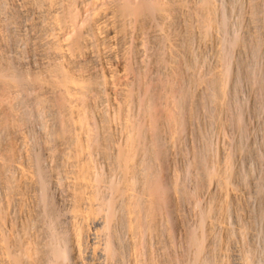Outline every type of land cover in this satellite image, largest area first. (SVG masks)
<instances>
[{"label": "bare ground", "instance_id": "obj_1", "mask_svg": "<svg viewBox=\"0 0 264 264\" xmlns=\"http://www.w3.org/2000/svg\"><path fill=\"white\" fill-rule=\"evenodd\" d=\"M0 264H264V0H0Z\"/></svg>", "mask_w": 264, "mask_h": 264}, {"label": "rangeland", "instance_id": "obj_2", "mask_svg": "<svg viewBox=\"0 0 264 264\" xmlns=\"http://www.w3.org/2000/svg\"><path fill=\"white\" fill-rule=\"evenodd\" d=\"M227 255H228V254H227ZM225 257H226V256H225ZM225 257H224V258H225ZM228 258H229V257L227 256V259H228ZM225 260H226V259H225Z\"/></svg>", "mask_w": 264, "mask_h": 264}]
</instances>
